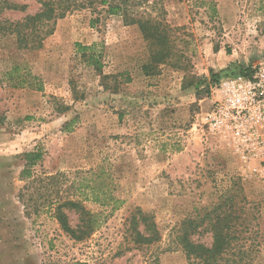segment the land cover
I'll list each match as a JSON object with an SVG mask.
<instances>
[{"label":"rangeland","instance_id":"obj_1","mask_svg":"<svg viewBox=\"0 0 264 264\" xmlns=\"http://www.w3.org/2000/svg\"><path fill=\"white\" fill-rule=\"evenodd\" d=\"M1 1L0 19L39 9L35 0H7L26 9L1 12ZM134 11L176 29L182 69L162 66L146 78L140 31L99 5L58 20L36 51L0 36V264H188L175 249L174 229L233 185L255 217L254 264H264V159L244 161L203 122L215 98L213 73L264 65V0H144ZM77 44L96 45L101 72L82 61ZM14 67L28 86H11L5 74ZM36 84L42 91L29 88ZM34 151L41 159L24 179V155ZM85 185L100 186L117 203L84 202L102 225L76 243L53 213L58 201L79 199ZM136 208L159 230L151 246L128 237ZM64 211L75 227L77 214ZM195 240L211 243L209 235Z\"/></svg>","mask_w":264,"mask_h":264},{"label":"trees","instance_id":"obj_2","mask_svg":"<svg viewBox=\"0 0 264 264\" xmlns=\"http://www.w3.org/2000/svg\"><path fill=\"white\" fill-rule=\"evenodd\" d=\"M39 5L38 11L33 15H27L21 20L11 21L0 19V36H14L18 50L36 51L42 48L43 40L52 35L58 20L64 19L74 11L90 9L95 11L97 5L104 8L109 16H119L125 26H136L147 45L149 61L142 67L143 75L148 77L158 76L160 67L170 66L182 69L185 60L184 53L177 49L176 38L172 29L150 14L134 11L137 5L144 0H35ZM155 10V6L153 7ZM26 9L23 5H17L7 0L1 1V12L19 11ZM77 52L82 61L91 66L96 72H101L102 63L100 55L96 52V45H76ZM185 69V67H184ZM19 68L14 67L5 75L13 88L28 86L27 79L18 74ZM250 69H227L219 74H212V81L216 87L222 77H232L236 74L248 76ZM123 81H131L129 75L121 74ZM35 80V79H34ZM117 82V81H116ZM122 83V80L120 84ZM33 88L37 92L42 88L36 84ZM118 89L116 83L113 91ZM41 159V153L34 151L24 155V168L21 177L29 179L31 168ZM79 199H65L56 203L54 218L58 222L62 232L74 242H84L96 233L102 222L100 214L93 213L84 206V202L91 201L105 206L108 201H114L101 192L100 186L80 187ZM87 191L88 193H85ZM90 194V197L87 196ZM99 194L104 195L101 199ZM117 203V201H114ZM247 201L241 188L230 186L216 199L215 202L203 207L195 215L184 218L178 227L174 229L175 249L180 250L188 264H254L253 255L257 253L259 243L253 241L256 232L252 226L255 220L250 213ZM65 210L74 211L77 214L78 224L71 227ZM128 221V237L130 242L137 247L151 246L160 240V233L151 215L136 208L130 213ZM209 235L210 245L197 242L195 237ZM252 239L247 244V240ZM81 264V263H76Z\"/></svg>","mask_w":264,"mask_h":264},{"label":"built area","instance_id":"obj_3","mask_svg":"<svg viewBox=\"0 0 264 264\" xmlns=\"http://www.w3.org/2000/svg\"><path fill=\"white\" fill-rule=\"evenodd\" d=\"M223 78L203 118L207 133L229 142L244 161L264 159V65L250 76Z\"/></svg>","mask_w":264,"mask_h":264},{"label":"crops","instance_id":"obj_4","mask_svg":"<svg viewBox=\"0 0 264 264\" xmlns=\"http://www.w3.org/2000/svg\"><path fill=\"white\" fill-rule=\"evenodd\" d=\"M213 101H214V99H212V98L208 101V105L206 106L207 110H206L205 113L203 114V117H204V115L207 114L208 111L210 110Z\"/></svg>","mask_w":264,"mask_h":264}]
</instances>
